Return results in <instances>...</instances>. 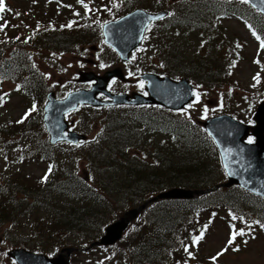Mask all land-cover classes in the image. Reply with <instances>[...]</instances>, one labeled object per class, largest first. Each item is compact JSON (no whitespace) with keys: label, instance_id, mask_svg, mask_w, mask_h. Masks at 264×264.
Instances as JSON below:
<instances>
[{"label":"trees","instance_id":"trees-1","mask_svg":"<svg viewBox=\"0 0 264 264\" xmlns=\"http://www.w3.org/2000/svg\"><path fill=\"white\" fill-rule=\"evenodd\" d=\"M30 15L32 13L28 16ZM73 31H77L79 36L83 34L75 28ZM73 35L67 30H42L38 26L33 40L38 46L51 50L67 48L69 45L65 42L74 44L76 40L71 41ZM28 37H31L30 34L22 33L20 40ZM182 37L180 32H175L161 39L157 51L159 50L158 57L163 63L158 71L163 70L172 76L191 73L206 78L212 70L224 67L222 53L215 57H210L209 52L191 56L192 44L182 41ZM7 44L10 45V42ZM214 47L217 49L216 45ZM184 61L193 64L188 67ZM2 73L18 82L22 91L41 100L43 90L39 83L42 80L19 56L0 62V74ZM210 80L212 78L207 82ZM140 111L142 112L131 114L132 121L129 123L115 116L103 120V135H100L103 138L98 139L86 151L88 156L85 167L86 171L91 172L90 180L87 176L84 181L78 170L73 177H69L72 167L65 162L60 169L57 167L58 174L51 177L54 179L47 180L45 186L40 184L38 190L31 186L26 189L21 183L12 189L15 192L11 197L13 207L5 208L4 212H11L15 210V206H20V211H14V214L26 216L27 220L23 225L31 231V234L23 237L12 236L13 246L54 252L53 250L66 246V242H90L114 220L113 216L118 217L129 207L143 203L161 189L173 186L205 188L222 181L219 154L201 127L194 128L165 111L160 112L164 114L162 117L156 109ZM115 128L123 132V138L118 140L113 137ZM130 130L133 131L128 133ZM165 133L172 137L160 138L157 135ZM131 135L134 137L131 138ZM127 146L133 147L134 151L126 154L124 149ZM213 172L216 175L214 179ZM238 188L221 187L194 199L152 203L124 236L126 246L119 255L133 264H177V260L189 264L197 258L203 262L204 257L199 254L203 239L194 244L192 238L199 235L205 224L208 225V230L210 221L199 217L202 211H206L208 216L218 207H230L238 214L246 209L251 211L252 207L245 204L246 197ZM2 192L7 193L6 188ZM14 199L22 201L18 203ZM262 206L264 208V204ZM34 210L41 221L39 224H34ZM260 214H264L262 209ZM2 219L7 221L5 215ZM14 221L15 219L12 220ZM73 235V242L66 239ZM118 243L120 245L122 240ZM185 245L193 253L191 257L184 251ZM111 248L114 249V246Z\"/></svg>","mask_w":264,"mask_h":264},{"label":"rangeland","instance_id":"rangeland-1","mask_svg":"<svg viewBox=\"0 0 264 264\" xmlns=\"http://www.w3.org/2000/svg\"><path fill=\"white\" fill-rule=\"evenodd\" d=\"M93 1L94 0H84V3L90 5L93 3ZM138 1L140 3L138 6L145 7L146 5H150V7L147 9H153L156 5V0ZM100 2L102 3L103 1ZM106 2L107 1H105V3ZM5 3L8 8L13 10L12 12H5L3 14L5 16V19L9 21L10 25H17V27L9 26L4 31H0V39L2 37H6L7 35H16L18 31L28 34L31 28L36 30L35 27L36 22L38 21L37 19L42 20H39V23L42 25V27L47 28L48 26H54L55 24L57 25V28L65 29L67 28V22L73 18L72 16H74L71 10L83 11V16L77 21L79 27L89 26L92 24V20H94L92 19V17H90L91 11H87L84 5L78 3L77 0H36L35 3L33 2V0H5ZM34 4H36L35 8L38 9L36 11V15L34 16L35 18L32 17L26 19V22H29L32 26L29 27L25 24L24 27H19L25 22V10L27 8H32ZM134 6L136 5H133L131 7ZM179 6L175 7L174 11L175 9H178ZM15 12H19L21 13V15L16 16ZM51 20H53L54 22ZM62 23H64L65 25V27L63 28L59 27V25H61ZM167 23H169V21ZM223 25L224 27L221 28L222 36L227 40H231V43L226 42V40H222V38H220L215 31L217 37L216 41H219L220 44L225 45L224 50H226L228 48L227 46H232V41L238 40L243 46V48L241 49V55L243 54V59L239 60L238 64L236 65V69L230 77V81H220L219 84L221 86H216L210 89L200 88V86H198V101L194 102L192 104V107H190L186 112H183L185 116L191 115V118L197 122H201L205 118V116L212 115L220 111H227V109H229L230 111H239L240 108L246 110L249 106H252L255 100L259 99L260 101L262 98L261 95L264 94V75L261 74L258 76V78L262 79V81L260 82H257V80L253 79L254 77H257L258 73L260 72V67L256 65L255 60L256 58L261 59L262 54L258 50L257 43L251 37L249 29L240 21L232 18L227 19ZM11 29L17 30L9 33ZM155 30L158 29L155 28ZM189 30L190 32L194 33L198 32L192 29ZM69 32L74 34L73 37H71V41L77 40L86 43L95 40L93 44L96 45V49H92V43H87V45L80 46L77 51L68 53H63L62 51L52 52L48 51L45 48H42V54H39L36 58V60L38 61V65L40 66L39 68L41 69V72L45 79L44 86H47L48 88H54L56 92L62 94L66 93L72 88L71 80L74 76H76L79 69L84 70L88 68L89 70H94L97 73H103L105 69L109 67V62L112 60V51L106 46L105 43L100 42V38L98 39V31H95L94 33L88 31L86 35L82 34L81 36L76 33L77 31ZM208 33L210 32L204 31L200 34L206 38L208 37ZM200 38L198 39L199 46ZM65 44L72 45V42H65ZM195 47L196 43L192 42V49L190 51L191 56L199 53L196 52L198 48ZM96 50L98 51L96 52ZM205 52L206 49L201 48V53ZM137 54L139 55L140 51ZM106 63L108 65L105 69H103V67L106 66ZM192 64L186 65L190 67L192 66ZM220 71L221 68L214 69V71H212L211 78L217 79L215 80L217 82L222 79V76L220 77L219 75ZM77 84L78 85L76 89L86 87V85H82L80 83ZM15 86L16 85L14 82L6 81L4 84L2 83V81L0 82V89L2 90L4 88L3 91L7 90V94H9L11 91H14V94L11 96V100L6 102V104L4 105H0V123L3 122V125H5L3 127V125L1 124L0 128L1 130H3V128L5 129L7 127V132L15 135L25 131V133L28 134V139L31 140L32 136L36 139L38 138V134L32 133V128L28 123H16V121L20 120L21 115L27 109L28 102L22 94L15 91ZM38 100L40 101L39 98ZM76 118L79 119L78 116ZM34 127L36 128L37 133L40 132L41 125L39 121L35 123ZM24 140L25 139H23L22 141ZM133 151V149H124V152H126V154ZM20 156L23 157L21 153ZM124 159L126 160V158ZM2 162H6V159L3 158V155H1L0 157V165L2 164ZM48 163H51L48 158H40L37 153L33 154L31 156L30 163H27L25 166H23L26 167L23 172L24 177H18L19 182L10 187V189L8 190L9 194H1L3 190L0 191V259L2 260H4L5 258L8 262L11 263V259L6 255V253L7 250L12 246V236L23 237L26 234H31V231L23 225L27 220L25 218L26 216H23L22 214H14V211H20V206L18 208H16L15 206V210H12L11 212L9 210H6L4 212L5 208L13 207L11 204V197L14 193L12 189H15L21 183L24 187H26V189L31 186L35 187V189L38 190V185L40 184V175L42 174ZM79 164L82 167L81 168L79 166L80 173H84V162H79ZM0 171L3 170L0 168ZM216 172L218 173V170H216ZM26 173H30L31 176ZM13 201L19 203L22 200L14 199ZM12 214L14 215L12 216ZM4 215L6 216L7 221L2 219ZM33 215L34 224L36 222L37 224L41 223L40 219L37 217L36 210H34ZM120 215H118V217ZM118 217L113 216L112 219L116 220ZM14 219L15 221L12 222V220ZM120 219L121 217L118 220ZM13 224L17 225L13 226ZM66 239L70 240V242H73L74 235L68 236ZM228 239L229 231L227 230L225 224L220 220L216 221L215 226L212 228L211 233L206 238V241L202 246V254L207 256L208 258L216 256L218 252H220L227 246ZM80 243H83L82 246H89L91 244L90 242ZM65 245H71V243L66 242ZM62 248L64 247H61L60 251L58 250L59 252H61L60 254L64 253V259H71L73 261V264H92L91 262H88L89 258L84 255L85 250H78L76 252L73 251V253L71 252L68 257V251L65 250V252H63ZM1 253H3L4 255H2ZM211 264H264V235L260 233L256 237V235L252 233L248 241H246L245 239H236L233 245L228 246V250L223 255L217 257L215 261L212 260Z\"/></svg>","mask_w":264,"mask_h":264},{"label":"water","instance_id":"water-1","mask_svg":"<svg viewBox=\"0 0 264 264\" xmlns=\"http://www.w3.org/2000/svg\"><path fill=\"white\" fill-rule=\"evenodd\" d=\"M251 1L254 2L256 5L264 7V3H261V0ZM160 15L161 14H147L140 10L133 12L126 18H124L123 21H132V19L138 21L139 19L142 22V25L138 27V30H140L139 33L136 25H115L109 27L108 31H105L107 35V40L121 52L124 58H127L131 49H133L135 45L139 43L140 39H142V34L145 30L146 25L148 24V21L150 20L149 18L151 17L152 19ZM120 38L123 39L121 40ZM116 39L119 40L116 41ZM115 75L121 76V70L119 68L114 69L112 71H108L105 75L99 78L92 73H87L84 77L86 79H91L94 77L98 78V83L94 85V88L92 90H80L76 92H71L68 94L67 98L62 100H57L54 93H50L48 95L49 102L46 106L47 113L45 116V121L48 125L50 132L53 135V140L60 138H68L71 140L76 138L75 140H79L80 138H82V136L80 135H76L74 137V133H71L69 137H64L63 132L67 128L65 113L77 107L79 103H88L91 105L98 106L105 104V102L101 101L97 97V95L100 91L105 92V86L107 85L108 80ZM144 76V78L149 80V83L146 87L149 91V96L146 97L143 95L135 94V97H137L138 101L137 102L135 100L136 103H162L172 108H180L183 107L187 102H189L193 98V90L190 88L187 79L176 82L168 77L161 78L155 74H145ZM255 119L258 122L254 128V133L257 136V142L253 144H246L242 140L243 135L247 133L248 127L244 124H239L238 126L235 120L227 115L212 118L210 123L213 127H215L216 124H218L219 127L222 126V131L218 132L217 138L219 137V146H221L220 148H222L221 151L223 150V159L224 161H226V163H229V161L234 158H239L249 161L243 162L246 168L250 167V162H253L256 167L252 180L251 173L247 176L245 174H240L237 172L236 174H234L233 180L247 186L250 189H254L264 195V167L260 166L261 161L264 158V102L259 106ZM223 124H225V126ZM201 192L204 191H193L189 189L175 187L159 194L152 200H157L160 197L189 198L193 197L195 193ZM145 206L146 204H143L140 208H133L129 210L120 220L108 226L106 228L107 233L103 236L100 242L105 244L113 243L119 238H121L124 230L128 227L129 222L135 217H137L139 211ZM11 254L14 255L18 262H20L21 264H69L64 259L63 254L53 259H50L44 254H36L24 249H15L11 252Z\"/></svg>","mask_w":264,"mask_h":264},{"label":"snow or ice","instance_id":"snow-or-ice-1","mask_svg":"<svg viewBox=\"0 0 264 264\" xmlns=\"http://www.w3.org/2000/svg\"><path fill=\"white\" fill-rule=\"evenodd\" d=\"M33 2L35 3L36 0H33ZM77 2L83 4L84 7H85V9H86L87 11H90V10H91V9L88 8V5L84 3V0H77ZM242 2H244V3H249L250 0H242ZM261 3H264V0H261ZM254 6H255V5H254ZM69 7H70V6H69ZM261 10L264 11V9H261ZM12 11H13L12 9H10V8H8V7L6 6L5 0H0V31H4V30H5L6 28H8L9 26L17 27V25H10L9 21H7V20L5 19V16L3 15L5 12H12ZM15 15H16V16H20L21 13H19V12H15ZM76 15H79V13H76ZM168 15H173V13H168ZM156 18H157V19H162L163 17H156ZM149 19H151V17H150ZM73 23H74V22H70V23L67 25V27H69V28L72 27ZM38 26H39V25H38ZM61 27H65V26L62 25ZM248 27L251 29V25H249ZM252 35H253V36H254V37L260 42V48H261V49H264V39H261V37L258 36L254 30L252 31ZM30 38H31V37H29V39H30ZM16 39H20V38H19V37H16ZM24 42H27V40H25ZM201 46H203V42H202ZM237 47H240V45L237 44ZM257 63H259V61H257ZM102 66H103V65H102ZM234 66H235V61H233L232 65H230V67H234ZM33 67H35V65H33ZM129 75H132V73H129ZM258 76H259V74L257 75V77H254V78H253L254 80H257V82H258ZM140 87H143V81H140ZM18 88H19V86H18ZM7 95H8V94L5 93L4 95L0 96V105H2V104L4 103L5 96H7ZM195 95H196L197 100H198V99H199V93H196ZM189 107H192V105H189ZM35 110H36V105L33 104L32 108H30V109L25 113L24 117H22L20 120L16 121V123H23L24 120L28 118V116L30 115V113H31V112H34ZM251 142H252V140H251V138H250V139H249V143H251ZM51 170H52V166L50 165V166H49L48 173H45V175L42 177V182H46V181L48 180V175H49V173L51 172ZM231 218H232V220H236V219H237V217H236L235 215H232ZM241 219H242V218H241ZM256 223H257V224H260L259 221H256ZM260 227H261V228H264V224H260ZM207 228H208V225L205 224V225H204V229L201 230V232L199 233V235L194 236V237L192 238V241H193L194 244H195V243H198L201 239L204 238V232H205V230H207ZM232 228H233L234 230L230 233L229 239H228V241H227V246H226L225 248H223L220 252H218V253L216 254V256L211 257V259H212L213 261H215V260L217 259V257L223 255V254L228 250V246L233 245V243H234V241L236 240L237 236H243V235L245 234L243 229H240V230H238V231L235 230V225H233ZM233 250H238V249H233ZM184 251H185V252L188 254V256H190V257L193 255V253H192L191 251H189V248H188L187 245L184 246Z\"/></svg>","mask_w":264,"mask_h":264},{"label":"bare ground","instance_id":"bare-ground-1","mask_svg":"<svg viewBox=\"0 0 264 264\" xmlns=\"http://www.w3.org/2000/svg\"><path fill=\"white\" fill-rule=\"evenodd\" d=\"M132 1L133 2H138V0H132ZM198 15H199V12L196 9H190L189 10V14H188L189 18H196ZM113 137L115 139H118L119 140V139H121V138L124 137V134H123V132H121V130L115 128L113 130ZM212 178L213 179L216 178V175H215L214 172H213Z\"/></svg>","mask_w":264,"mask_h":264}]
</instances>
